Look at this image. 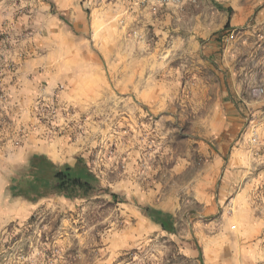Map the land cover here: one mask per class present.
<instances>
[{
    "label": "rangeland",
    "instance_id": "obj_1",
    "mask_svg": "<svg viewBox=\"0 0 264 264\" xmlns=\"http://www.w3.org/2000/svg\"><path fill=\"white\" fill-rule=\"evenodd\" d=\"M253 1L0 0V264H264V29L231 26ZM35 154L99 191L12 197Z\"/></svg>",
    "mask_w": 264,
    "mask_h": 264
},
{
    "label": "trees",
    "instance_id": "obj_2",
    "mask_svg": "<svg viewBox=\"0 0 264 264\" xmlns=\"http://www.w3.org/2000/svg\"><path fill=\"white\" fill-rule=\"evenodd\" d=\"M217 6L219 9L223 8L219 3ZM228 11L232 13L231 9ZM98 191L99 180L84 159H77L73 165H58L45 154L31 156L22 170L13 177L10 189L12 197L33 204L56 196L69 200H86ZM145 213L164 232H176L171 214L153 208H147Z\"/></svg>",
    "mask_w": 264,
    "mask_h": 264
},
{
    "label": "crops",
    "instance_id": "obj_3",
    "mask_svg": "<svg viewBox=\"0 0 264 264\" xmlns=\"http://www.w3.org/2000/svg\"><path fill=\"white\" fill-rule=\"evenodd\" d=\"M219 3H227V0H215ZM254 4L251 6V5H248L247 8L243 9V8H240V6L238 7V12H236L235 16L232 18L231 20V26H243V24L247 23V20L250 18V16L252 15H256V18H255V24L253 26V28H257L258 30H263L264 29V0H254L253 1ZM228 6H231L232 8H235L234 7V4L231 3V4H228ZM256 8V11H254ZM244 10V11H243ZM244 16V18L242 17ZM241 17V18H240ZM216 48L217 46L214 45V44H210L209 45V49L211 52H216ZM224 63V66H226V69H228V73H227V76H229V78L231 80H233L232 82V87H233V90H234V93L237 95V97H240V94H241V90H240V85L239 83H242L241 81H234L233 79V76L234 74L232 73L231 69L229 68V65L226 61H223ZM233 65V64H232ZM233 74V76H232ZM236 105L237 107H240L239 104H232V110L237 112V109H236ZM231 128L229 127V130L227 131V133L225 134V136L223 137V142L220 143V147H219V150L225 154L229 151V149H231V145L232 143L234 142L235 140V137H236V134L239 133L237 129H239L238 125H239V122L238 121H232L231 122ZM234 149L231 150V157H233L235 154H234ZM236 159L233 158V161H235ZM231 169V171H230ZM234 172V168H232V166H229V168H227V174L230 175V174H233Z\"/></svg>",
    "mask_w": 264,
    "mask_h": 264
},
{
    "label": "built area",
    "instance_id": "obj_4",
    "mask_svg": "<svg viewBox=\"0 0 264 264\" xmlns=\"http://www.w3.org/2000/svg\"><path fill=\"white\" fill-rule=\"evenodd\" d=\"M153 1L159 5H169L172 3H176L179 0H153Z\"/></svg>",
    "mask_w": 264,
    "mask_h": 264
}]
</instances>
